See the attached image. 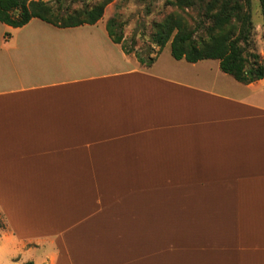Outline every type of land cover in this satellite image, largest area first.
<instances>
[{
    "label": "crops",
    "instance_id": "0c3cea01",
    "mask_svg": "<svg viewBox=\"0 0 264 264\" xmlns=\"http://www.w3.org/2000/svg\"><path fill=\"white\" fill-rule=\"evenodd\" d=\"M100 20L0 21L11 262L264 264V77L145 66Z\"/></svg>",
    "mask_w": 264,
    "mask_h": 264
},
{
    "label": "trees",
    "instance_id": "16d2710c",
    "mask_svg": "<svg viewBox=\"0 0 264 264\" xmlns=\"http://www.w3.org/2000/svg\"><path fill=\"white\" fill-rule=\"evenodd\" d=\"M111 1L101 0L93 6L74 9L68 6L65 12H61L48 0H0V21L14 27L23 26L34 17L60 27L95 24L103 18L105 7ZM168 3L176 10L186 7L203 10L210 20L205 26L207 35L195 36L199 27L190 29L181 14L171 11L154 23L148 43L142 44L136 34L131 41L125 38V22L115 14L106 23L111 39L145 66H151L170 43L175 59L188 62L217 59L223 72L243 83L264 77V60L254 49H248L254 28L248 1L168 0ZM260 4L264 18V0H260ZM23 264L34 263L27 261Z\"/></svg>",
    "mask_w": 264,
    "mask_h": 264
},
{
    "label": "rangeland",
    "instance_id": "374dc122",
    "mask_svg": "<svg viewBox=\"0 0 264 264\" xmlns=\"http://www.w3.org/2000/svg\"><path fill=\"white\" fill-rule=\"evenodd\" d=\"M52 5L61 12H65L68 6L71 8H82L84 5L93 6L94 4L100 2L101 0H48ZM246 3L249 2V9L253 21V34L251 36L250 45L248 49H254L258 52L262 59L264 60V18L261 10L260 0H241ZM171 11H176V13L181 14L188 23L190 29L199 27L196 31L195 36L202 35L205 37L206 28L205 26L210 24V20L206 15L200 10V8H189L177 9L172 7L168 3V0H112L109 2L104 11L103 18L100 20V26L103 23H107L108 19L113 15L117 14L120 20L125 22L124 31L125 38L131 41L130 38L133 34H136L140 40V44L143 42L148 43L150 34L153 31V25L164 18ZM13 32L8 30L7 33ZM160 55V62L163 65L164 70H169L171 72H178L181 74L192 75L195 72L202 74L206 72V64L215 65V61H210L211 63L201 62L195 67L188 63L186 60L176 61V59L171 54V45L168 43L162 50ZM158 55V56H159ZM206 61V62H208ZM207 73V72H206ZM211 74V73H210ZM214 74V72H213ZM6 230V224L4 217L0 211V264H13L11 260H17L16 256L11 259L8 255L9 251H14L15 246L7 247L4 249L3 245V233ZM13 261V262H14Z\"/></svg>",
    "mask_w": 264,
    "mask_h": 264
}]
</instances>
